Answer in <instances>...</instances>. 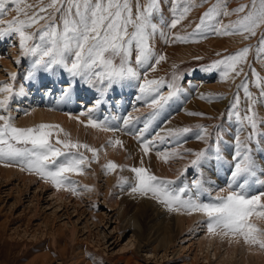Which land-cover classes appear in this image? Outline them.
I'll list each match as a JSON object with an SVG mask.
<instances>
[{
  "label": "rangeland",
  "instance_id": "obj_1",
  "mask_svg": "<svg viewBox=\"0 0 264 264\" xmlns=\"http://www.w3.org/2000/svg\"><path fill=\"white\" fill-rule=\"evenodd\" d=\"M44 2L46 3L47 0ZM214 2L215 0H207L206 3H202L201 0H195L197 6L193 7L185 19L175 28L168 29L165 27V33L169 37L173 33L180 35L191 33L196 23L199 22L200 15ZM26 3L35 4L37 0H26ZM222 3L227 10H231L241 4H247L248 0H222ZM180 6L183 7V5ZM6 7L8 11L0 16V20L7 21L17 16L15 5L9 3ZM172 7L171 0H163L164 20L169 22L172 19L170 12ZM31 11L30 9L29 14ZM236 18L237 14L232 13L228 16H221L220 22L227 24ZM43 23L44 21H40L30 31H35ZM262 30H264V26L257 29L256 36H251L248 39H244L241 34L217 35L210 32L204 38L190 37L187 42L175 43L171 40L166 42L163 37L157 35L152 41L154 50L157 56L162 54L165 59L156 64L155 71H151L147 67L141 70V82L145 71L149 79L164 78L165 81L170 82L173 76H176L179 77L177 83L183 91L169 101L165 108L152 120L151 124L154 128L157 129L162 124H167L166 130L183 127H192L195 130L196 125H202L208 129L213 143L217 141L219 136L222 155L225 159H230L237 123L235 117H229L228 110L234 101L235 94H239V111L242 115L248 107L243 88H238L237 85H240L242 81L246 82L253 98L259 97L260 92L264 90V54L257 55L258 39ZM245 46L251 47L246 61L238 66V70L239 68L243 69L239 76L230 73L227 79L222 78L223 65L213 68L211 71L205 70L214 61L234 54ZM19 54L16 36L0 41V81L11 83L9 74L15 72L17 73L14 82L15 87L17 89L22 87L24 90L23 95L17 96L11 102L15 125L18 127H32L40 123L60 125L64 132L69 134L65 137L63 133H59L61 139L87 143L98 149V159L93 161L90 152L84 149L80 150L88 157V161L83 174H67L70 180L75 181L72 187L75 188L76 194L74 195L70 189L69 191L66 190L65 192L68 191V193L65 195L68 196V200L65 199L64 201L53 198L51 191L57 188L50 181L47 180L50 185L44 187L40 182L42 178L34 172L22 170L20 164L0 162V169H7V173L6 171L0 172V264H264V259L261 256L262 253L264 254V249L257 245L246 244L243 238L238 236L235 239L234 236L226 237L211 234V237L214 235L212 238L214 243L210 247L212 251L205 258L204 253L197 251L196 242L206 231L205 226H198L199 224L206 225L204 222L206 218L200 217L198 221H196L197 219L194 220L191 226L185 227L186 229L181 231L175 225L176 210L169 211V219L167 218L168 221L165 222L172 224V242L167 248L157 247L155 250L151 248L159 242L158 240L163 234V230L161 233L160 231L163 228L156 220H149L140 214L145 208L144 201L140 199L150 198V196L144 198L139 194L132 193L129 185L122 188L116 186L118 177H125L130 180L134 176L130 168L143 166L149 168L159 177L175 180L184 171L185 165L193 158L184 150L203 149L206 147L205 142L196 140L194 133L179 140L170 139L174 144L177 142V151L185 156L184 159H180L179 165L182 170L175 176L168 177L162 173V168L158 171L152 162V157L149 154L145 156L143 151H137L141 155V161L144 160L143 164L137 163V157L134 158L137 162H133L131 165L135 151L133 154L129 152V149L126 148L127 145L125 146L123 142L124 136H118V133H128L126 128H122L125 117L139 116L141 119L152 111L143 100L137 98L139 96L136 91V87H139L138 81H125L115 86L112 91L108 92L106 102L92 113L93 118L98 120L107 118L113 127L122 128V130L112 132L97 128L105 137L95 135L92 138L93 131L91 129L93 127L86 126L89 118L87 110L93 107V101L97 98V89L94 88L93 90L96 94L88 95L87 99L82 98L81 95L85 91L84 85L77 81L71 96L67 98V100L71 99L72 104L67 105L65 104L67 100L61 98V89L66 86L64 82L69 80L66 72L57 68L54 74L41 72L37 79L25 80V75L30 67V60L24 58L22 63L17 65L14 60ZM132 59L134 64V55ZM151 63H155V61L153 60ZM253 70H255L256 76L253 75ZM131 82H134L135 88L131 89L130 95L124 94L123 101H126L125 104L122 105L123 102L120 100H114L124 93L121 86ZM54 84L55 86L51 89V85ZM48 89H51V92H48ZM161 91L167 94V86H162ZM202 94L213 98L202 99ZM115 101L118 103V107H115ZM82 102L84 103L81 104ZM142 107L146 109L140 110L143 109ZM36 108L38 110L43 108L47 112L54 111V113L74 119L76 129H72V125L69 123L65 125L61 120H47L29 125L20 123L19 119L25 117L31 110H37ZM254 110L258 117L264 120V101L255 104ZM180 112H183L186 118L177 123L172 120V116H176L175 114ZM188 113H202L203 115H189ZM93 129L97 130L96 128ZM246 130L250 131V129ZM260 130L264 131V124L260 125ZM56 134L54 131L52 140L54 144ZM112 135L114 140L119 139L123 142L124 152L117 157L108 155L106 152L108 147H112L108 143L109 140H112ZM129 135L135 138L134 134ZM241 135L243 136V133ZM252 147L257 164V179L264 180V150H261L264 149V140L261 141V149H258L255 144ZM112 149L117 153L119 151L118 147L116 149L112 147ZM108 161L125 167L106 171L103 166ZM210 163H213L215 174L213 170H209L207 164L203 168V176L210 182L214 181L212 183H215V189H211L210 195L215 197L220 194L219 189L226 188L229 166L219 164L215 160ZM13 169L15 170L13 171ZM197 175V169H189L180 177L177 185L182 186L184 182L190 184ZM109 179L110 182L108 183L107 180ZM42 180L45 181V179ZM209 184L205 186L209 187ZM260 191H264V186L256 185L252 194H258ZM208 198V193H203L201 196L205 202ZM148 206L146 207L147 213L153 208L151 204ZM158 206L164 208L159 203ZM129 217L138 218L144 228V235L151 240L148 246L144 245V241L138 248L140 239L137 236L135 238L134 235L130 237L134 229H132L133 226L126 225L123 227ZM250 219L257 228L264 230V219L255 216ZM157 226L160 227H158L160 230L157 229ZM151 234L153 235L151 236ZM130 239L131 241H129ZM253 247L263 252L257 254Z\"/></svg>",
  "mask_w": 264,
  "mask_h": 264
},
{
  "label": "snow or ice",
  "instance_id": "obj_2",
  "mask_svg": "<svg viewBox=\"0 0 264 264\" xmlns=\"http://www.w3.org/2000/svg\"><path fill=\"white\" fill-rule=\"evenodd\" d=\"M201 2L206 3L207 0ZM9 3L16 6L17 16L7 21L0 20V25H3L0 26V41L12 36L18 38L20 54L14 63L19 65L24 58L30 60L25 80H35L41 72L54 74L55 70L60 68L69 77L66 86L61 89L62 99L71 96L77 81L97 89L98 96L93 102V107L87 110L89 118L86 126L112 132L134 126V121L140 117H125L122 128H116L107 118L98 120L93 118L92 113L106 102L108 92L115 86L135 80L139 82L138 99L143 100L152 109L147 114L143 127L134 134L144 155H148L156 147L157 139L179 140L194 133L196 140L206 144V147L200 150H184L193 158L175 180L159 177L149 168L139 166L130 168L134 174L130 180L118 177L116 186L122 188L129 185L132 193L142 197L150 196L168 211L183 209L189 214L203 215L209 234L239 236L246 244L264 249V230L257 228L250 219L253 216L264 219V191L252 194L256 185L264 186V180L257 179V164L252 147L255 144L261 149V141L264 140V131L260 130L264 120L260 119L254 110L255 104L264 101V90L260 92L259 97L253 98L246 82L242 81L237 85L238 88H243L248 107L242 115L239 111V94H235L228 112L230 118L235 117L237 127L231 158L225 159L219 136L213 143L208 129L202 125H196L195 130L192 127L167 129L166 136L158 132L156 138L144 139L152 120L183 89L177 83L179 77L176 76H173L170 82L164 78L149 79L145 71L141 82V70L147 67L155 71L156 64L165 59L164 55L157 56L155 53L152 41L157 35L163 37L166 42L171 40L173 43L187 42L190 37L196 36L204 38L210 32L217 35L241 34L244 39H248L256 36L257 29L264 26V0H248L247 4H241L231 10L226 9L222 0H215L200 15L199 22L191 33H173L170 37L164 28L173 29L180 24L192 8L197 6L195 0H171L173 7L170 9V22L164 20L163 0H47L46 3L44 0H37L35 4L26 3V0H0V16L8 11L6 5ZM232 13L237 14L235 20L227 24L220 22L221 16ZM40 21L44 23L35 31H30ZM257 46V55L264 54V30L261 31ZM250 47L245 46L234 54L214 61L205 70L211 71L223 65L222 78L227 79L230 73L239 76L243 69L238 70V66L246 61ZM153 60L155 63H151ZM253 75H257L255 70ZM9 76L11 83L0 81V162L20 164L22 170L34 172L40 178L50 181L57 189L64 187L75 195L76 190L72 187L75 181L70 180L67 174H83L88 157L80 151L81 149L90 152L93 161L98 159V149L87 143L61 139L59 133H63L65 137L69 134L57 124L16 126L13 122L11 102L17 96L23 95L24 90L22 87H15L17 73H10ZM164 85L168 88L167 94L161 91ZM47 91L51 92V89ZM201 98L213 97L202 94ZM54 131L57 133L55 144L52 142ZM108 143L123 147V142L119 139L109 140ZM157 157H162L165 162L169 158H185L184 154L175 150L163 154L157 152ZM212 160L229 166L226 188L219 189L220 194L215 197L210 195L211 188L205 186L210 181L203 176V168ZM124 167L113 161H108L103 166L106 171ZM192 168L198 170V175L190 184L178 186L180 177ZM203 193L209 194L206 202L201 199Z\"/></svg>",
  "mask_w": 264,
  "mask_h": 264
},
{
  "label": "bare ground",
  "instance_id": "obj_3",
  "mask_svg": "<svg viewBox=\"0 0 264 264\" xmlns=\"http://www.w3.org/2000/svg\"><path fill=\"white\" fill-rule=\"evenodd\" d=\"M60 73V72H59ZM67 74V73H66ZM67 76V75H66ZM67 81H68V79H67ZM202 81V80H201ZM64 83H66V82H64ZM55 86V84L54 85H51V89H53V87ZM61 86V85H60ZM134 87V82L132 83H124L122 86H121V89H122V92H124V93H122V95H121V97H119V98H116V99H114V100H117V101H119L120 100V102L122 101L123 103H122V105L123 104H125V102L123 101V96H124V94L125 95H130V92H132V88ZM63 88V87H62ZM83 88L85 89V91H84V93H82V98H85V99H87L88 98V95H92L93 93H94V88H91V87H88V86H86V85H84L83 86ZM135 88V87H134ZM93 91V92H92ZM112 91V90H111ZM136 91L138 92V95H139V87H136ZM75 92V91H74ZM97 93V96H98V92H96ZM96 93H94V94H96ZM74 96V95H73ZM80 96V95H79ZM96 98V97H95ZM138 98V97H137ZM75 99V98H74ZM127 99V98H126ZM125 99V100H126ZM67 100V99H66ZM81 100H84V99H81ZM95 100V99H94ZM78 101V100H77ZM94 102V101H93ZM198 102V101H197ZM201 102V101H200ZM199 102V103H200ZM84 102H82L81 104H83ZM65 104H67V105H71L72 103H71V99H68L67 101H65ZM118 103L115 101V107H118V105H117ZM93 105V104H92ZM91 106V105H90ZM125 106V105H124ZM138 106V105H137ZM42 107V106H41ZM73 107V106H72ZM120 107V106H119ZM139 107H140V105H139ZM38 108H40V107H38ZM122 108V107H121ZM143 108V107H142ZM37 109V108H36ZM66 109V108H65ZM118 109V108H117ZM146 108L144 107L143 109H140V110H145ZM34 110V109H33ZM33 110H31V111H29L28 112V114H26V116L25 117H23L22 119H19V121H20V123H22V124H26V125H29V124H31V123H37V122H44V121H47V120H52V121H59V120H61L62 121V123L64 122L65 123V125H66V123H69L70 125H72V129H76V124H75V120L74 119H72V118H70V117H68V116H64V115H62V114H58V113H54V111L53 112H47V111H45L43 108H41L40 110H35V111H33ZM53 110V109H52ZM62 111V110H61ZM139 111V110H138ZM120 112H122V111H120ZM124 112V111H123ZM145 113V112H144ZM126 114V113H125ZM125 114H124V116H125ZM140 114V113H139ZM176 116H172V120L174 121H176L177 123L178 122H180L182 119H184V118H186L185 116H184V113L183 112H180V113H178V114H175ZM139 117V116H138ZM147 119V115H145V116H143L141 119H139V120H137L135 123H134V126H129L128 128H126V130H127V132L129 133V134H135L136 132H138L139 131V129L140 128H142L143 127V125H144V121ZM60 121V122H61ZM81 122V121H80ZM78 123V122H77ZM116 123V122H115ZM166 125L167 124H162L159 128L157 127V129L156 128H154V126L152 125V124H150V127H149V129H148V131L145 133V136H144V139H147V140H152L153 138H156L157 137V133L159 132V133H161V134H163V135H167V133H166ZM169 125V124H168ZM113 126V125H112ZM81 128H83V127H81ZM87 129V128H86ZM91 129V128H90ZM97 129V128H96ZM123 129H125V128H123ZM92 131H93V133H92V138H94L95 137V135L97 136V137H105L104 135H103V133H101L100 131H98V129L97 130H94L93 128L91 129ZM84 132V131H83ZM110 133V132H109ZM119 134L118 133V136H121V135H123L124 136V144H125V146L127 145V147L126 148H128L129 149V152L131 153V154H133L134 153V151H135V153H134V156L132 157L133 158V160H131V165H133V162H137L134 158H137L138 159V162L137 163H141V155L140 154H138L137 153V151L139 152V151H142V149H141V147H140V142H138V140L136 139V138H134L133 136H131V135H129V134ZM83 134V133H82ZM108 135V134H107ZM96 137V138H97ZM134 139H136V140H134ZM170 139H172V138H166L165 140H163V141H160L159 139H157V143H156V147L152 150V151H150L149 152V155L152 157V162H153V164H154V166L156 167V169H158V171H159V169L160 168H162V173H164V174H166L168 177H171V176H175V175H177L178 173H180L179 171L180 170H182L181 169V166L179 165L180 164V158H178V157H176V158H169V160L167 161V162H165L164 161V159L161 157V158H158L157 157V152H160V153H166V152H172L173 150H175V151H177V148H176V143L177 142H175V144L173 143V141H170ZM132 140H134V142H132ZM112 141H115L114 140V137H113V135H112ZM138 144V145H137ZM112 145V147H114L115 149L118 147V149H119V151H118V153L117 152H115V150L114 149H112V147H108V149H107V154L108 155H112V156H119V154L120 153H123L124 152V150H123V148L121 147V146H117V145H113V144H111ZM138 148V149H137ZM126 151V150H125ZM128 152V153H129ZM178 152V151H177ZM129 153V154H130ZM141 153V152H140ZM179 153V152H178ZM143 155V154H142ZM146 156V155H145ZM149 156V157H150ZM123 157V156H122ZM144 157V156H143ZM148 157V158H149ZM150 157V158H151ZM146 160V159H145ZM142 161H144V160H142ZM130 162V161H129ZM136 163V164H137ZM148 163H150L149 161H148ZM213 164V163H212ZM211 163H209L207 166H208V168H209V170L210 171H212L213 170V173L215 174V172H214V166L212 165ZM142 165V164H141ZM260 165H261V163H260ZM3 168H4V166H2ZM13 168V167H12ZM7 169H0V172H3V171H6ZM15 169H13V171H14ZM9 171H11L10 169H9ZM6 173H7V171H6ZM9 173V172H8ZM2 174V173H1ZM35 175V174H34ZM36 176V175H35ZM83 177V176H82ZM111 178V177H110ZM191 178V177H190ZM70 179V178H69ZM181 179V178H180ZM183 181V180H182ZM40 182H41V185L42 186H47V185H50L49 183H47V180H45V181H43L42 179L40 180ZM107 182L109 183L110 182V179L109 180H107ZM181 182V181H180ZM212 182H214V181H212ZM212 182H210V184H209V187L212 189V188H214L215 189V183L213 184ZM51 183V182H50ZM185 183V182H184ZM179 184V183H178ZM183 184V183H182ZM40 185V184H39ZM179 186V185H178ZM41 187V186H40ZM66 191V188H64V187H61V188H59V189H53L51 192V195L53 196V198L55 199V200H60V201H64L65 199H67L68 200V196H66L65 195V192ZM69 191V190H68ZM68 191H67V193H68ZM66 193V194H67ZM145 198V197H144ZM151 198V197H150ZM150 198H146V199H140L141 201L143 200L144 201V203H143V205L145 206V208H144V210L142 211V212H140V214L141 215H143L144 217H146V218H149V220L150 219H154V220H156L157 222H158V224L160 225V227H162L163 229H161V231H160V233L162 232V230H163V234H162V236L160 237V239L158 240L159 242L157 243V244H155V245H153L151 248H154V250L157 248V247H163V248H167L168 247V245L172 242V234H173V229H172V224H170V223H165L166 221H168V214H169V211L165 208H163L162 206H158V202H156V201H154V200H152V199H150ZM148 204H151L152 205V211H150V212H146V207L148 206ZM149 207V206H148ZM152 212V213H151ZM153 214V215H152ZM171 215V214H170ZM140 217V216H139ZM172 217H173V215H172ZM200 217H204L203 215H201V214H198V213H191V214H189L188 212H186L185 210H183V209H181V210H176V215H175V219H176V221H175V225L177 226V229L178 230H181V231H183L184 229H186L187 227H189V226H191L192 224V222L194 221V220H196V221H198V219H200ZM168 218V219H167ZM204 220H205V218H203ZM153 220V221H154ZM152 225L154 224L153 222L151 223ZM126 225H129V226H133L132 227V229H133V232L131 233V235H130V237L132 236V235H134L135 236V238H136V236L140 239V242H139V246H138V248H140V246L142 245V243L145 241V246H148L149 244H150V238H148L147 239V237L144 235V232H143V230H144V228L141 226V224H140V222L138 221V218H135V217H129L127 220H126V222H125V224H124V226L123 227H125ZM152 225H151V227H152ZM156 225V224H155ZM154 225V226H155ZM197 226V225H196ZM198 226H205L204 228H205V232H204V234L201 236V238H199L198 239V241L196 242V249H197V251H199L200 253H204L205 254V258H207V256H208V253L210 252V251H212V250H210V247L213 245V240H212V238H213V236L211 237L210 235L211 234H209L208 233V231H207V225H202V224H199ZM159 226H157V229H159L158 228ZM186 227V228H185ZM193 227H195V226H193ZM128 228V227H127ZM147 228H149V227H147ZM146 228V229H147ZM149 230V229H148ZM160 230V229H159ZM175 230V229H174ZM176 231V230H175ZM147 232V231H146ZM178 232V231H177ZM159 233V234H160ZM174 234H175V232H174ZM153 234H151V236H152ZM149 236V235H148ZM129 237V238H130ZM227 237V236H226ZM239 237V236H238ZM234 238L235 239H237V237L236 236H234ZM174 239V238H173ZM240 239V238H239ZM129 241H131V239L129 240ZM154 241V240H153ZM131 243V242H130ZM134 243V242H133ZM253 249L255 250V252L257 253V254H261L263 251H261L260 249H257V248H254L253 247ZM214 253V252H213ZM196 255V254H195ZM262 257H263V259H264V254L262 253V255H261ZM260 256V257H261Z\"/></svg>",
  "mask_w": 264,
  "mask_h": 264
}]
</instances>
